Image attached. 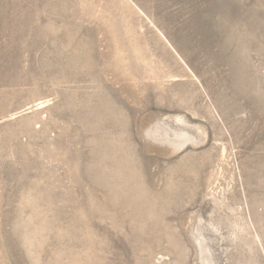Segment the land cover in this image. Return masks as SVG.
<instances>
[{"label": "rangeland", "instance_id": "obj_1", "mask_svg": "<svg viewBox=\"0 0 264 264\" xmlns=\"http://www.w3.org/2000/svg\"><path fill=\"white\" fill-rule=\"evenodd\" d=\"M0 264H264V0H0Z\"/></svg>", "mask_w": 264, "mask_h": 264}]
</instances>
